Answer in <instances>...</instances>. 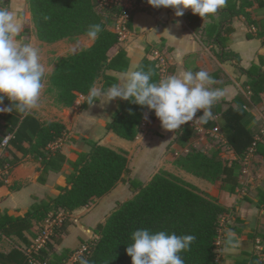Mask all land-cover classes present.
Segmentation results:
<instances>
[{
	"label": "trees",
	"instance_id": "obj_1",
	"mask_svg": "<svg viewBox=\"0 0 264 264\" xmlns=\"http://www.w3.org/2000/svg\"><path fill=\"white\" fill-rule=\"evenodd\" d=\"M135 1L138 5L145 0ZM256 2L258 5L264 4V0H227V6L215 13L219 15L218 18L205 27L201 25L198 15L189 12V26L195 34H201L203 42L213 40L217 44L216 55L221 61L234 60L239 63V54L228 48L230 35L234 31L233 20L236 16L243 15L250 21L248 9ZM28 6L36 36L42 42L73 40L78 36L88 35L89 25H101L102 31L91 45L57 57L52 71L42 80L43 83L47 81L48 91L54 93L59 105L88 108L90 88L101 77L103 90L117 83V79L107 74L106 70L123 71L128 67L129 59L124 50L112 57L110 55L111 50L121 41L120 33L113 27L117 19L127 11L126 7L121 4H106L104 0H28ZM0 7L9 10L10 0H0ZM138 9L130 12L127 24H130L132 15ZM45 16L49 17L47 21ZM24 30L28 31L29 25H25ZM150 54L148 51L135 70L143 69L147 72L151 69L154 73L152 82H159L162 78L161 66L159 60L152 58ZM260 63L261 65L253 63L248 69L238 67L240 72L251 77L245 84L247 93H238L225 110L217 111L212 107L213 116L217 115V119L202 123L206 130L219 124L228 146L238 158L226 162L219 149L208 153L191 145L174 160L176 166L230 193L237 192L241 187L243 160L251 150L264 157V142L256 138L251 125L245 122L249 109L253 106L252 98L264 93L263 56ZM190 71L194 73V70ZM81 96L85 99L79 103ZM5 106H10L6 97L0 107ZM145 113L152 119L157 118L154 110L150 111L147 107L118 98L107 128L118 136L133 141L141 132ZM198 115L202 116L203 113L199 112ZM68 132L65 123L58 120L43 121L29 111L1 112L0 146H3L4 136L12 134L9 144L4 146L7 154L0 156L1 170L10 172L20 164L21 158L16 155L14 148L24 155H33L41 163L38 177L40 182H46L52 172H60L65 164H69L72 171L66 175V184L59 186L58 194L35 197V202L24 215L2 212L0 240L15 236L28 245L30 240L27 234L35 237L41 230V226L36 228V225L49 216H57L60 212L71 213L96 198L105 196L119 182L126 181L124 175L130 173L129 154L126 150H117L87 139L88 150L79 152L78 158L71 160L60 147H54ZM181 132L190 137L192 130L185 124L178 129L177 134ZM129 184L135 192L134 197L118 203L106 221L98 225L99 237L88 243V264H132V258L126 249L133 243L131 234L139 229H146L153 234L164 231L177 236L193 235L196 239L190 245V250L178 253L184 264H218L216 248L221 218L229 212L226 206L193 183L165 169L156 172L146 182L130 178ZM251 194L257 199L258 207L264 210V186L248 189L243 198L249 200ZM72 223L69 215H63L55 224L51 240L40 252L42 262H67L75 249L57 252L55 244L62 242ZM260 236L264 239V234ZM0 264H29V260L20 246H13L8 252L0 251Z\"/></svg>",
	"mask_w": 264,
	"mask_h": 264
},
{
	"label": "crops",
	"instance_id": "obj_2",
	"mask_svg": "<svg viewBox=\"0 0 264 264\" xmlns=\"http://www.w3.org/2000/svg\"><path fill=\"white\" fill-rule=\"evenodd\" d=\"M104 2L107 4L112 1L104 0ZM9 10L15 13L16 20L22 29L17 40L31 43L39 50L40 63L45 67L46 75L52 71L57 57L76 52L94 41L89 35H81L73 40L42 42L36 36L28 0H10ZM248 10L251 20L249 21L243 15L236 16L233 20L234 31L228 41V48L240 56V62L236 63L234 60L221 61L216 55L217 44L213 40L203 42L201 34H195L189 26L187 16L189 12H192L191 9H186L182 17H176L175 10L172 8H154L147 3V0L141 1L139 9L132 15L130 24L126 23L123 16H120L113 27L120 32L121 41L111 50L110 55L112 57L120 50H124L129 59L128 67L123 71L108 69L106 73L115 77L118 83L119 78L129 69L135 70L140 60L149 51L152 58L159 60L162 78L190 71V69L194 70V73L201 70L208 72L214 83L207 87L221 89L224 92V95L212 107L217 111L225 110L238 93H247L245 84L251 80V77L240 72L238 67L248 69L253 63L261 65V56L264 57V4L258 5L256 2ZM218 16V14H209L204 18L199 16L201 25L205 27ZM25 25H29L28 31L24 30ZM50 59H52L51 62H49ZM262 68L264 69V66ZM95 86L102 89V77ZM84 99L85 97L81 96L78 102L81 103ZM104 99L105 104L96 100L88 108H81L80 105L64 107L55 101V96L50 97L43 88L38 107L29 111L43 121L58 120L66 124L68 134L56 142L54 147H60L71 160L77 159L79 152L88 150L87 139L98 141L117 150H126L129 154L130 173L124 175L126 181L119 182L108 194L96 198L86 206L71 213L62 212L64 216L69 215L73 223L69 226L62 242L55 244V251L77 249L96 240L99 237L98 225L106 221L118 203L134 197L135 192L130 187L129 179L136 178L146 182L156 172L165 169L197 185L229 209L232 218L221 225L220 239L216 248L219 264L255 262L259 254L264 253V239L260 236L264 234V210L258 207L254 191H252L254 195L251 194L249 200L243 198V195L248 189L264 186V157L251 150L243 160L246 166L243 171L248 174L246 177L241 176V187L235 193L224 191L206 179L199 180L201 177L174 164L175 157L169 153L168 148H175L178 154V151L183 150L184 147L177 141L178 130H164L158 118L152 119L150 115H147L148 119L144 120L141 132L133 141L124 139L109 130L107 123L117 107L118 98L108 103L106 98ZM252 103L253 106L249 109V116L245 122L251 125L256 138L264 142V93L255 95ZM232 105L235 106L234 103ZM199 112L203 113V110L197 112L196 118H199ZM196 118L190 122H195ZM196 123L201 130H205L202 123ZM217 135L226 141L222 131ZM229 149L232 153L231 160L237 159L238 156L234 150L230 147ZM13 150L21 158V162L10 172L0 169V181L3 182L0 183V214L7 211L10 214L24 215L35 202V197L58 194L59 186L66 184V175L70 174L72 169L69 164H65L60 172H52L46 182H40L38 177L41 163L31 154L24 155L17 149L13 148ZM3 154H7V151L4 146H0V156ZM166 158L170 159L167 164ZM39 226H42V223L37 224L36 228ZM82 226L91 230V234L83 230ZM226 230L235 233L236 239L233 243H237L238 246L232 247L227 243ZM27 236L29 240L33 238L30 234ZM23 245L15 236L4 237L0 240V251L8 252L13 246Z\"/></svg>",
	"mask_w": 264,
	"mask_h": 264
},
{
	"label": "clouds",
	"instance_id": "obj_3",
	"mask_svg": "<svg viewBox=\"0 0 264 264\" xmlns=\"http://www.w3.org/2000/svg\"><path fill=\"white\" fill-rule=\"evenodd\" d=\"M147 3L154 8H172L176 17H182L186 9H191L193 14L202 18L214 15L227 6V0H147ZM44 19L47 21L49 17L45 16ZM21 31L15 13L0 7V105L4 104L5 97L10 101V106L0 107L2 113H12L13 110L25 113L37 108L44 88L42 80L46 69L40 63L39 50L31 43L17 40ZM101 31L100 24L88 27V35L93 39ZM153 75L151 69L147 72L129 69L118 83L112 84L107 90L93 84L88 103L92 105L95 100H99L105 104L104 98L106 103L120 98L147 107L155 111L161 127L166 131H176L193 121L199 110H203V115L196 118L195 122L207 123L214 119L211 108L224 92L207 87L214 83L208 72L184 71L161 78L159 82H152ZM144 118L148 119L147 113ZM226 235L228 244L238 246L233 243L235 233L226 230ZM195 239L193 235L177 236L164 231L153 234L146 229H139L131 234L133 243L126 252L132 258V264H184L178 253L190 250ZM81 264H88V261L82 259Z\"/></svg>",
	"mask_w": 264,
	"mask_h": 264
},
{
	"label": "built area",
	"instance_id": "obj_4",
	"mask_svg": "<svg viewBox=\"0 0 264 264\" xmlns=\"http://www.w3.org/2000/svg\"><path fill=\"white\" fill-rule=\"evenodd\" d=\"M111 3L114 4H121L124 5L127 9V11L121 15L127 20L130 16V12L135 10L136 8H139L140 3L136 5L135 0H111ZM120 33V32H119ZM121 35V34H120ZM214 119H217V115L214 116ZM208 131H213L215 134L221 132V128L218 124L216 126ZM12 134H7L4 136L3 139V146H7L9 144V140L11 138ZM232 215L228 212L221 218V225L224 221L229 222V220L232 218ZM63 217L62 212H60L57 216H49L45 221L42 222L41 230L38 231L37 235L33 237L30 240V243L28 245L21 246L22 250L26 254L29 260V264H47L46 262H42L40 258V252L42 249H44L49 241L51 240L53 228L55 224ZM220 239V238H219ZM219 239L217 241V244L219 243ZM90 252V248L88 244L82 245L80 248H77L74 250L73 254L69 257L67 262L65 264H81V260H86L87 256ZM219 262V260L217 259ZM252 264H264V253L259 254L257 260L253 262Z\"/></svg>",
	"mask_w": 264,
	"mask_h": 264
},
{
	"label": "rangeland",
	"instance_id": "obj_5",
	"mask_svg": "<svg viewBox=\"0 0 264 264\" xmlns=\"http://www.w3.org/2000/svg\"><path fill=\"white\" fill-rule=\"evenodd\" d=\"M66 52H67V50H66ZM51 60L52 59H50L49 62H51ZM47 84H48L47 81H45L44 82V88L46 90V93L50 97H54L55 96L54 93L51 91H48ZM187 126L192 130L190 137H189V134L184 133V132H181L180 134H178V137H177V141L179 142V144L184 147L183 150L178 151V154H177L175 148H171V147L168 148L169 153L171 155H173L175 158L179 154L185 153L188 150V148L192 145V146H195V147H197L201 150H204L208 153L219 149L226 162H230L233 160V159L231 160V156H232L231 154L232 153L229 152L230 149L228 147L227 142L224 141L221 137H219V135L215 134V132L207 131L206 129L201 130L199 124H197L196 122H188ZM167 161H170V159L166 158V160H165L166 164H167ZM245 167L246 166L244 165V168ZM175 168L177 169L176 166H175ZM177 170L180 172L179 169H177ZM246 174H248V173H244V171H243L241 176L246 177ZM199 180H204V179L199 178Z\"/></svg>",
	"mask_w": 264,
	"mask_h": 264
},
{
	"label": "water",
	"instance_id": "obj_6",
	"mask_svg": "<svg viewBox=\"0 0 264 264\" xmlns=\"http://www.w3.org/2000/svg\"><path fill=\"white\" fill-rule=\"evenodd\" d=\"M83 230H85L86 232H88L89 234H91V230H89L88 228H86L85 226H82Z\"/></svg>",
	"mask_w": 264,
	"mask_h": 264
},
{
	"label": "bare ground",
	"instance_id": "obj_7",
	"mask_svg": "<svg viewBox=\"0 0 264 264\" xmlns=\"http://www.w3.org/2000/svg\"><path fill=\"white\" fill-rule=\"evenodd\" d=\"M218 264H219V262H218Z\"/></svg>",
	"mask_w": 264,
	"mask_h": 264
}]
</instances>
